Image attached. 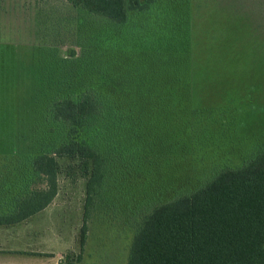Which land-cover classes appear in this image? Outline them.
Segmentation results:
<instances>
[{
	"label": "rangeland",
	"instance_id": "374dc122",
	"mask_svg": "<svg viewBox=\"0 0 264 264\" xmlns=\"http://www.w3.org/2000/svg\"><path fill=\"white\" fill-rule=\"evenodd\" d=\"M126 2L117 24L65 0H0V214L27 185L29 159L68 132L49 116L53 102L97 96L80 137L130 139L136 153L102 154L105 183L82 248L86 178L58 158L51 204L0 226V264H127L155 207L264 150V0ZM173 90L182 100L169 111L156 98Z\"/></svg>",
	"mask_w": 264,
	"mask_h": 264
},
{
	"label": "trees",
	"instance_id": "16d2710c",
	"mask_svg": "<svg viewBox=\"0 0 264 264\" xmlns=\"http://www.w3.org/2000/svg\"><path fill=\"white\" fill-rule=\"evenodd\" d=\"M65 1L117 24L128 18L126 0ZM170 83L181 85L177 79ZM174 90L167 98H156L169 111H175L176 98L181 99ZM98 99L86 92L51 104L49 116L68 125V132L51 151L29 159L27 185L9 205L12 210L0 214V226L20 223L50 205L58 192V158L77 161L86 178L79 234L83 247L87 220L105 183L107 160L102 154H136L129 137L119 147L105 138L97 146L80 137L87 121L99 113ZM32 177H38L44 188H29ZM127 264H264V150L241 167L225 168L198 188L177 193L155 207L137 224Z\"/></svg>",
	"mask_w": 264,
	"mask_h": 264
}]
</instances>
